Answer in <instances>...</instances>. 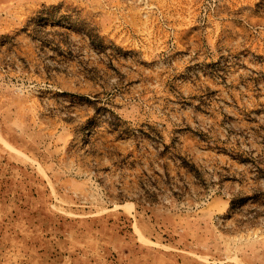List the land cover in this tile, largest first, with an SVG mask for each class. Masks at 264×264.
Masks as SVG:
<instances>
[{
    "label": "rangeland",
    "instance_id": "1",
    "mask_svg": "<svg viewBox=\"0 0 264 264\" xmlns=\"http://www.w3.org/2000/svg\"><path fill=\"white\" fill-rule=\"evenodd\" d=\"M0 264H264V0H0Z\"/></svg>",
    "mask_w": 264,
    "mask_h": 264
}]
</instances>
